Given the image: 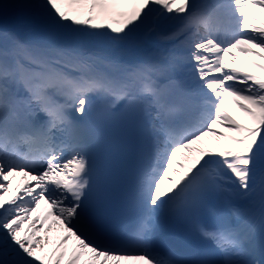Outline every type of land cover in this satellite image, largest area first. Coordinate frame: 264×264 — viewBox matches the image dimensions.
I'll list each match as a JSON object with an SVG mask.
<instances>
[{
    "label": "snow or ice",
    "instance_id": "snow-or-ice-1",
    "mask_svg": "<svg viewBox=\"0 0 264 264\" xmlns=\"http://www.w3.org/2000/svg\"><path fill=\"white\" fill-rule=\"evenodd\" d=\"M0 24V264H264V0Z\"/></svg>",
    "mask_w": 264,
    "mask_h": 264
},
{
    "label": "bare ground",
    "instance_id": "bare-ground-1",
    "mask_svg": "<svg viewBox=\"0 0 264 264\" xmlns=\"http://www.w3.org/2000/svg\"><path fill=\"white\" fill-rule=\"evenodd\" d=\"M241 58H244V57H241ZM226 106H228V105H227V102H226ZM229 109H230V106H229ZM230 110H231V109H230ZM61 234H62V233L59 232V231L56 230V229H54L51 233H49V237L51 238V240H52V242H53L51 245H49V250L51 249V247L54 246L55 242H57V240H58V238H59V236H60ZM69 244H71V242H69Z\"/></svg>",
    "mask_w": 264,
    "mask_h": 264
},
{
    "label": "rangeland",
    "instance_id": "rangeland-1",
    "mask_svg": "<svg viewBox=\"0 0 264 264\" xmlns=\"http://www.w3.org/2000/svg\"><path fill=\"white\" fill-rule=\"evenodd\" d=\"M3 30V25L2 24H0V31H2ZM242 118V117H241ZM243 119V118H242Z\"/></svg>",
    "mask_w": 264,
    "mask_h": 264
}]
</instances>
